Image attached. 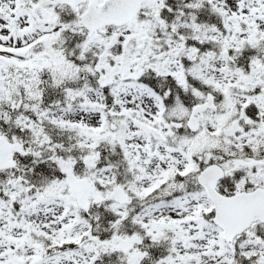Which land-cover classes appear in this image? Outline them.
Returning a JSON list of instances; mask_svg holds the SVG:
<instances>
[{"label": "snow or ice", "instance_id": "1", "mask_svg": "<svg viewBox=\"0 0 264 264\" xmlns=\"http://www.w3.org/2000/svg\"><path fill=\"white\" fill-rule=\"evenodd\" d=\"M0 264H264V0H0Z\"/></svg>", "mask_w": 264, "mask_h": 264}]
</instances>
